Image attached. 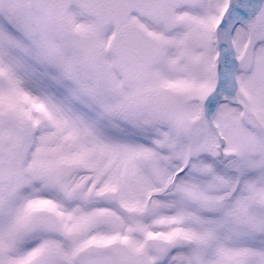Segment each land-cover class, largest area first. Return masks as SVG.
Segmentation results:
<instances>
[{
    "label": "snow or ice",
    "instance_id": "obj_1",
    "mask_svg": "<svg viewBox=\"0 0 264 264\" xmlns=\"http://www.w3.org/2000/svg\"><path fill=\"white\" fill-rule=\"evenodd\" d=\"M0 264H264V0H0Z\"/></svg>",
    "mask_w": 264,
    "mask_h": 264
}]
</instances>
